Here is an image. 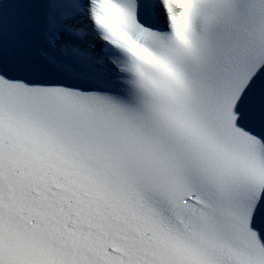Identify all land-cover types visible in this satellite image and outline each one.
<instances>
[{"label":"snow or ice","instance_id":"1","mask_svg":"<svg viewBox=\"0 0 264 264\" xmlns=\"http://www.w3.org/2000/svg\"><path fill=\"white\" fill-rule=\"evenodd\" d=\"M0 264H264V0H0Z\"/></svg>","mask_w":264,"mask_h":264}]
</instances>
